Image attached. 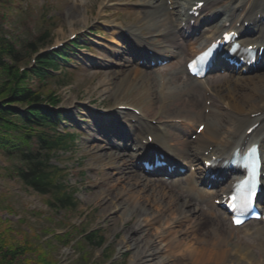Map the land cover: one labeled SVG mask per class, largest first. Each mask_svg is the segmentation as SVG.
<instances>
[{
	"label": "rangeland",
	"instance_id": "rangeland-1",
	"mask_svg": "<svg viewBox=\"0 0 264 264\" xmlns=\"http://www.w3.org/2000/svg\"><path fill=\"white\" fill-rule=\"evenodd\" d=\"M99 3L100 0H0V43L4 40L20 52L23 61L17 68L28 69L36 53L72 50L62 52L70 64H62L54 73L48 71V77L43 80L26 74L18 85L39 95L42 102L55 99V103H50L55 104L66 119L57 129H66L76 139L71 153L58 154L60 157L55 159L66 168L61 175L74 193L75 208L60 207L52 194L38 193L26 186L16 173L17 168L22 167L17 155L8 156L0 148V264H130V240L121 250L118 246L123 232L130 229L136 219L121 221L110 208L106 209L111 202L119 203L113 187L115 176L110 179V169L98 170L105 161L98 154L103 150L90 152L94 146L101 147L104 139L94 128L99 118L88 106L109 109L116 98L141 108L147 117L155 116L160 112L154 99L155 78L175 74L183 64L176 58L155 73L139 70L152 84L148 95L146 88L142 90L135 85L130 92L123 91L117 81L127 71L138 69L128 53H116L123 42L116 34H119V26H113L112 22L117 19L123 29L135 25L142 30L140 34L145 41L153 39L143 24L134 21L133 13L138 10L128 4H104L100 7L102 17L94 19ZM78 5H85L86 10H79L90 14L86 24L78 16ZM112 11L116 12L114 16L109 15ZM28 43L36 48L28 49ZM5 63V67L13 65L9 58ZM14 74V70L0 68V83L13 82ZM177 75L186 79L184 75ZM146 98L148 102L144 104ZM175 108H179V100L171 102V109ZM13 131L16 132L14 129L9 133L16 135ZM171 132L181 137L177 131ZM12 143L15 144L12 148H26L20 141ZM167 186L171 185L167 183ZM100 191L103 194L98 195ZM100 197H104V201ZM213 227L219 229V226ZM227 230V225L221 224L220 231L226 233ZM90 234L93 235L90 241L99 240V246L86 241ZM242 236L243 232L238 231L237 238ZM172 264L190 262L176 258Z\"/></svg>",
	"mask_w": 264,
	"mask_h": 264
},
{
	"label": "bare ground",
	"instance_id": "bare-ground-1",
	"mask_svg": "<svg viewBox=\"0 0 264 264\" xmlns=\"http://www.w3.org/2000/svg\"><path fill=\"white\" fill-rule=\"evenodd\" d=\"M194 1L196 0H100L98 12L94 19H98L102 15L100 6L104 4L130 3V5L141 10L133 13L135 16L134 21L136 20L137 24H143L144 30L152 34L154 41H156L153 44L160 55L168 58L175 57L176 54L181 52L187 58L186 61L191 59L197 51L204 48L209 41L217 37L227 23L231 26L228 20L231 17H242L243 21L248 22L250 26L248 28L243 26L239 30V33L244 34L246 32L251 35V37H240V42L246 43V45L255 43L257 34L260 35V30L263 31L262 35H264V21L261 22L264 19V0H199L204 2L208 13L200 9L199 15L195 18L188 14V10ZM84 6L78 5L76 10L79 13L78 16L81 22L86 24L90 14L88 11L79 10L85 9ZM240 6L245 11L243 13L234 12V9ZM260 9L263 11H260ZM256 12H259L256 16L259 21L251 18L255 16ZM99 13L101 15H98ZM115 13L110 12L109 15L114 16ZM126 16H128L127 13ZM190 21H194L192 26H190ZM117 22V19H115L112 24L115 23L120 26V23ZM203 24L204 28L202 29ZM139 30L141 29L135 26H128L127 31L132 36L131 41L137 44L142 42L144 47L150 46L149 49H151L150 43L137 40L139 37L137 35L140 34ZM184 34L187 36L184 38L185 46H182L177 38ZM194 39H197V41ZM129 43L132 49L133 45L130 41ZM124 47L126 45L122 48ZM135 55L138 56V54ZM141 55L139 52V56ZM144 56L140 57L141 61L145 60ZM216 67L223 68L224 64L219 63ZM230 73L228 78L226 76H215L213 84L193 78H190L192 81L189 82L182 77L173 78V76L167 74L165 78L160 77L158 79V91L160 92L157 101L156 98L154 99L155 104L158 103L161 107L162 126H151L143 121L144 118L142 117L144 116L141 118L135 117L130 112L121 109L126 108L122 106V99L116 98L113 100V108L109 115L105 116L104 121L100 120L95 123L94 127L98 131H102V128L107 127L108 129L110 124H114L111 117L124 120L128 117L129 119L135 118V123H130L124 137L118 135L121 144L112 145V143L107 142L111 152L99 153L97 151L99 158L103 157V160H106L102 166L112 169L113 175L116 176L113 187L116 192L115 199H118L119 203L111 202L112 204L107 205L106 209L110 208L109 211L112 210L121 221H127L132 216L136 219L133 226L123 232L121 243L118 246L121 250L122 245L130 240L132 248L130 264H172L175 257H185L190 260V264H264V260H261L264 258L262 257L264 253L263 223L259 222L260 227L254 228L251 233L249 232L250 236L248 237H251L249 241L244 240L245 243L241 241L243 243H240L242 247L233 245L228 236L221 235L213 228L207 230L205 236L202 233L209 226L208 224H212L210 218H212L215 211H219L213 201H220L219 193L221 191L227 193L229 189V179L232 175L230 171L226 172L229 177L224 176L223 179H226L224 182L213 185L212 190H210L212 193L211 198L208 197V194L202 198L201 190L203 187H197V184L202 181L201 179H204V171H200L195 163L193 173L187 170V174L185 172L180 177L182 180L172 181L173 187H178V192L182 191L190 196V199L181 200L178 197L179 194L167 191L164 183L146 178L145 175L139 173L136 165V161L143 158V152L147 150L145 145H148L149 142H146V136H152L166 155L170 153V157L166 158L169 165L175 164L174 171L180 166H190L191 160L196 162L195 159L200 155L197 154L200 149L199 144L202 147V152L210 146L207 150L210 155L213 154L219 157L223 152L229 153L231 151L229 145L231 141H234L236 133L244 132L252 122L264 117V74L233 76V72ZM160 81H164L162 85H160ZM117 82L121 85L122 90L127 92H130L132 85L140 87L142 90L146 88L147 95L152 85L150 79L139 70L127 71ZM181 83L183 85H180ZM170 84L173 85L172 88ZM185 92V96L189 100L182 103L185 109H171V103L169 102L178 101L182 98V95L184 96ZM205 95L212 103L209 114L197 113L194 118L190 117L191 111L188 109L190 108V100L196 97L198 101L194 105L197 109L204 108ZM199 96L201 99H199ZM147 102L148 99L146 98L144 104ZM260 113L262 115L258 117ZM177 120L182 123H191L195 127L206 122L203 137L200 134L197 143L188 140L186 142L182 138L178 139L179 137L175 133H170L169 129L175 131L177 129L182 134H188L193 128L185 130L183 124H178ZM108 132L114 135L112 130ZM262 133H264V128L259 127L254 135L258 136ZM252 141L256 142L255 140ZM126 142L131 143L132 148H134L129 153H126L125 148L122 147ZM261 143L264 161V141H261ZM191 144L192 146H190ZM238 144L235 142V145ZM112 148L120 152H112ZM190 148H193L194 151L192 152ZM92 149L94 150L90 152L105 149V147L98 148L94 146ZM171 156L174 158H171ZM203 159L207 160L208 158L204 157ZM119 183L120 185H118ZM190 184H192V187ZM97 194L101 195L103 191ZM99 199L104 201V197ZM259 199L258 206L264 212V194ZM107 200L109 199L107 198L106 202ZM192 200L205 203L208 206V211H201L197 207L191 206ZM197 212L198 215H196ZM203 213L207 217H204ZM176 224H184L182 226L184 230L181 227L174 233L167 232ZM249 233L245 235L247 236ZM211 234L213 236H210ZM166 235L170 236L169 240H165ZM256 249L259 252H256ZM230 254L236 256L237 260L230 258Z\"/></svg>",
	"mask_w": 264,
	"mask_h": 264
},
{
	"label": "trees",
	"instance_id": "trees-1",
	"mask_svg": "<svg viewBox=\"0 0 264 264\" xmlns=\"http://www.w3.org/2000/svg\"><path fill=\"white\" fill-rule=\"evenodd\" d=\"M32 44L28 43L27 48H31L33 51L36 47ZM59 56L64 55L60 52L39 55L35 59L34 66L20 73L17 65L22 63V55L10 43L4 40L0 43V68L15 71L12 84L0 83V148L8 156L17 155L22 167H18L16 173L26 186L38 193L52 194L60 207L75 208L71 191L59 181L60 169L49 163L55 153L58 151L67 152L73 143V137L69 134L61 135L55 132L53 119L56 112L45 105L54 106L55 104L50 102L55 103L56 100L49 98L47 102H42L39 95L18 85L26 78V74L40 80L46 78L47 71L58 68L55 59ZM6 58L12 59V67L10 65L5 67ZM14 64L16 65L14 66ZM14 129L16 132H13L17 136L9 133ZM17 141L24 144L26 148L20 150L17 146L12 148L15 145L12 142ZM92 236V234L87 236L86 241L92 242L94 246H99V240L97 243L93 240L90 241Z\"/></svg>",
	"mask_w": 264,
	"mask_h": 264
},
{
	"label": "snow or ice",
	"instance_id": "snow-or-ice-1",
	"mask_svg": "<svg viewBox=\"0 0 264 264\" xmlns=\"http://www.w3.org/2000/svg\"><path fill=\"white\" fill-rule=\"evenodd\" d=\"M237 223H239V221H237Z\"/></svg>",
	"mask_w": 264,
	"mask_h": 264
}]
</instances>
